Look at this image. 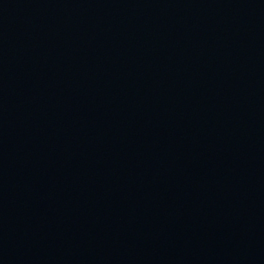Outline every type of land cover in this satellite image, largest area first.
I'll return each mask as SVG.
<instances>
[{
    "label": "water",
    "instance_id": "obj_1",
    "mask_svg": "<svg viewBox=\"0 0 264 264\" xmlns=\"http://www.w3.org/2000/svg\"><path fill=\"white\" fill-rule=\"evenodd\" d=\"M0 264H264V0H0Z\"/></svg>",
    "mask_w": 264,
    "mask_h": 264
}]
</instances>
